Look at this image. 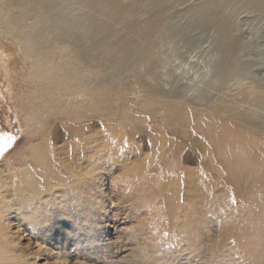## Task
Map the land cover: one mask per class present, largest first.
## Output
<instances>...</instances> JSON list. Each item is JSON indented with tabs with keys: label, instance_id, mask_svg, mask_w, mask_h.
Returning <instances> with one entry per match:
<instances>
[{
	"label": "rangeland",
	"instance_id": "rangeland-1",
	"mask_svg": "<svg viewBox=\"0 0 264 264\" xmlns=\"http://www.w3.org/2000/svg\"><path fill=\"white\" fill-rule=\"evenodd\" d=\"M1 170L7 263L264 264V0H0Z\"/></svg>",
	"mask_w": 264,
	"mask_h": 264
},
{
	"label": "bare ground",
	"instance_id": "bare-ground-1",
	"mask_svg": "<svg viewBox=\"0 0 264 264\" xmlns=\"http://www.w3.org/2000/svg\"><path fill=\"white\" fill-rule=\"evenodd\" d=\"M216 12V8L213 7L211 9H209L207 12L205 11V13L202 15L204 18L205 16H212L214 15ZM207 14V15H206ZM143 43V42H142ZM228 46V45H227ZM226 46V47H227ZM230 54H234V47H230V48H226L224 50V56L226 57V60L228 61L229 60V56ZM121 61L122 62V65L120 64V67L122 66L123 68H129L131 66H133L134 64H138L140 59L139 58H136V60H130L124 56H121ZM226 61V62H227ZM41 65V64H40ZM39 66V65H38ZM43 69V68H42ZM46 69V68H45ZM48 72V71H46ZM41 73V72H40ZM39 73V74H40ZM51 73V72H50ZM47 74V73H46ZM44 74V75H46ZM49 74V73H48ZM56 74V73H55ZM43 76V75H42ZM41 76V77H42ZM39 77V76H38ZM45 77V76H44ZM41 79V78H40ZM56 79V78H55ZM51 80V79H50ZM49 81V80H48ZM64 83V82H63ZM31 97V96H30ZM58 100V99H57ZM34 120V118H33ZM33 120L31 121V119H29V122H33ZM35 124L37 125H41L42 124V120H38L37 122H35ZM32 125V123H31ZM43 125V124H42ZM35 133V132H34ZM33 134V133H31ZM225 134V133H224ZM44 141L47 140L46 137H44L43 139ZM47 144V142H46ZM44 146V145H43ZM47 148L44 150V153L47 149H51V143L48 142V145L46 146ZM43 152V151H42ZM33 157L36 159L37 156L39 155H43L42 154H37V153H33ZM44 159V158H43ZM38 163V161H36ZM7 192H8V180H7V177L5 176L4 174V171H0V242H4L9 248H1L0 249V262L1 261H4L5 264H10V263H7V262H10L12 259L9 257L11 255V253L14 252V248H16V246L18 245L16 240L13 238V236L10 235V222H9V214H11V211L13 209V207L11 206V203L12 202H8V198H7ZM13 201V200H11ZM50 203V202H49ZM31 204V203H30ZM27 201L26 203L22 204L23 205V209H32L33 211V215L32 217H37V211L35 207L31 206ZM52 207V206H51ZM21 211V210H20ZM21 215L24 219L26 218H32L31 216L29 215H24V213L21 212ZM14 255V254H13ZM12 255V256H13ZM25 260V259H24ZM11 264H17L16 263H11Z\"/></svg>",
	"mask_w": 264,
	"mask_h": 264
}]
</instances>
